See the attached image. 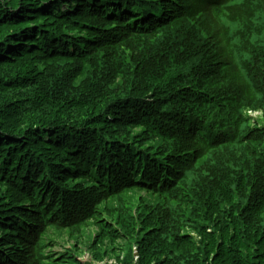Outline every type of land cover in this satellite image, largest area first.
I'll return each mask as SVG.
<instances>
[{
    "label": "trees",
    "instance_id": "obj_1",
    "mask_svg": "<svg viewBox=\"0 0 264 264\" xmlns=\"http://www.w3.org/2000/svg\"><path fill=\"white\" fill-rule=\"evenodd\" d=\"M109 257L264 264V0H0V264Z\"/></svg>",
    "mask_w": 264,
    "mask_h": 264
},
{
    "label": "rangeland",
    "instance_id": "obj_2",
    "mask_svg": "<svg viewBox=\"0 0 264 264\" xmlns=\"http://www.w3.org/2000/svg\"><path fill=\"white\" fill-rule=\"evenodd\" d=\"M254 116H258L256 113H253ZM94 228L95 227H90L88 229V232H90L91 230L94 231ZM86 232V233H88ZM66 243V242H65ZM70 243H66V245H64L63 247L61 245H58L59 247L56 246V249L55 251L58 252V251H61L62 249H68L69 247H71L70 245H68ZM61 246V247H60ZM80 260L84 261V262H91V259L90 257L87 255V253H85V255L83 254L82 256H80ZM106 263H109V264H116V262L114 261V258L113 257H109L107 258L105 261L103 262H100V263H97V264H106Z\"/></svg>",
    "mask_w": 264,
    "mask_h": 264
}]
</instances>
